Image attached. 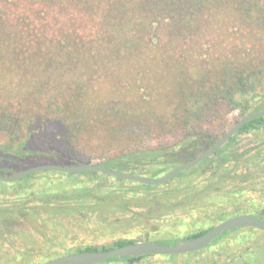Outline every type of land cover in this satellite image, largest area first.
Returning a JSON list of instances; mask_svg holds the SVG:
<instances>
[{"label":"trees","instance_id":"trees-1","mask_svg":"<svg viewBox=\"0 0 264 264\" xmlns=\"http://www.w3.org/2000/svg\"><path fill=\"white\" fill-rule=\"evenodd\" d=\"M263 109L264 0H0L2 173L101 157L113 168L160 176L223 136L231 111L243 116ZM244 134L251 135L247 144ZM208 166L214 170L209 183L198 187L189 179L160 200L96 194L105 184L68 190L59 183L54 190L38 191L31 203L27 198L18 202L10 195L25 194L44 174L0 181V230L16 221L38 230L43 209L52 216L97 209L111 214L128 212L133 205L156 207L158 201L174 205L180 190L185 191V205L229 181L254 185L264 177V116L246 123L209 158L178 175ZM61 174L107 176L94 170ZM244 190L257 188L234 192ZM244 210H221L212 225L184 238L201 235ZM143 217L153 216L136 212L111 221L128 227ZM240 228L222 232L209 246ZM137 241L118 238L111 245L73 252Z\"/></svg>","mask_w":264,"mask_h":264},{"label":"rangeland","instance_id":"rangeland-1","mask_svg":"<svg viewBox=\"0 0 264 264\" xmlns=\"http://www.w3.org/2000/svg\"><path fill=\"white\" fill-rule=\"evenodd\" d=\"M241 116L242 114L238 110L231 111L228 114L229 122L221 134L227 132ZM241 136L244 143L250 142L251 135ZM102 161L101 157L93 159V162ZM213 173L212 167L208 166L188 175H176L167 183L150 188L111 175L100 180L87 174L72 177L61 174V172L45 171L40 173L44 174L43 176L33 180L34 185L26 190L25 194L23 192L13 194L10 195V199L19 202L27 198L28 203H31L32 200L35 201L38 191L49 188L54 190L53 188H56L59 183L68 190L74 187H92L99 183L105 184V186L102 190L96 191V194H112L125 198L148 196L159 198L171 195L176 187L182 189L187 185L189 179H193V185L203 187L210 182ZM138 174L156 177L150 172ZM243 186L250 188L255 186L257 190L234 192ZM263 187L264 177L260 175L254 185L250 183L244 185L238 179L229 181L224 187L218 186L216 189L208 191L203 197L201 196L202 198L185 205L181 204L186 196L185 191L180 190L177 192L178 197L174 196L176 197L172 203L174 205L168 203L165 206L166 200L158 201L156 207L147 204L144 206L133 205L128 212L119 210L109 214L97 209L52 216L43 209L37 217L41 224L38 230L22 221H16L9 227L0 230L2 233V237L0 236V263L25 264L28 262V264H37L72 253L78 247L111 245L118 238H135L140 241L153 242L164 239L163 242L166 244L175 243L188 234L212 225L221 210L232 211L237 206H242L245 208L244 213L264 216V192L259 191ZM10 191L13 192V189ZM4 194L9 195L8 193ZM1 195L2 191L0 190ZM154 203L156 201H152V204ZM157 210H161V212L157 213ZM136 212H149L153 217H143L140 222L128 227L123 226L120 221H111V219L123 218ZM101 264H264V231L252 227L231 231L216 243L196 254L193 252L175 254L174 257L146 255L136 262L119 260Z\"/></svg>","mask_w":264,"mask_h":264},{"label":"water","instance_id":"water-1","mask_svg":"<svg viewBox=\"0 0 264 264\" xmlns=\"http://www.w3.org/2000/svg\"><path fill=\"white\" fill-rule=\"evenodd\" d=\"M262 116H264V109L249 112L241 116L236 123L224 133L223 136L217 139L208 148L201 151L191 160L183 162L169 169L164 174L156 177L120 170L110 167L102 162H87L78 164L45 162L25 167L13 173L6 174L0 172V181L15 182L32 174L45 171L80 173L88 170H94L122 180H130L147 185H161L167 183L181 172L187 171L209 158L214 152L223 147L246 123ZM238 227H252L264 231V217L250 213H240L223 219L201 235L184 238L173 244H161L149 240H142L105 250L100 249L72 252L37 264H101L106 260L113 258L125 259L138 258L146 255H175L192 253L208 247L222 232Z\"/></svg>","mask_w":264,"mask_h":264}]
</instances>
